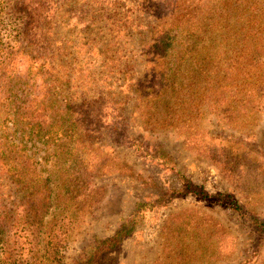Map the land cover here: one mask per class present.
Returning a JSON list of instances; mask_svg holds the SVG:
<instances>
[{
    "label": "trees",
    "instance_id": "trees-1",
    "mask_svg": "<svg viewBox=\"0 0 264 264\" xmlns=\"http://www.w3.org/2000/svg\"><path fill=\"white\" fill-rule=\"evenodd\" d=\"M0 4L13 23L0 21V264H63L67 244L53 218L57 200L88 190L87 178L100 177L111 165L84 157L93 137L109 134L113 143L148 156L153 148V158L168 168L170 157L156 144L145 146L147 136L173 132L193 142L204 109L241 123L264 107L261 0ZM214 29L221 37L217 45L208 38ZM228 39L235 42L228 46ZM134 125L141 129L137 135L130 131ZM52 158L68 162V181L57 180ZM180 179V194L213 195ZM252 219L264 229V220ZM130 224L75 260L103 264Z\"/></svg>",
    "mask_w": 264,
    "mask_h": 264
},
{
    "label": "rangeland",
    "instance_id": "rangeland-1",
    "mask_svg": "<svg viewBox=\"0 0 264 264\" xmlns=\"http://www.w3.org/2000/svg\"><path fill=\"white\" fill-rule=\"evenodd\" d=\"M261 4L264 8V0ZM0 11V21L12 26L5 10ZM145 21L151 23L150 18ZM208 38L215 45L221 39L216 29ZM225 42L229 46L235 41ZM139 130L136 125L130 128L135 135ZM186 138L165 131L154 133L152 139L147 136L145 146L156 144L170 157L167 168L153 158L158 156L153 148L148 156L113 143L109 134L93 137L84 157L111 165L100 177L87 178L88 190L57 200L53 218L62 224L59 234L67 244L63 264H72L71 259L81 264L75 258L128 223L130 231L106 253L103 264H264V229L252 219L264 220V107L241 123L204 109L196 138ZM50 160L51 168L58 167L57 180L68 181V162ZM179 175L213 195L202 199L180 194ZM93 185L99 187L96 194L90 189ZM230 198L239 200L243 210H236ZM141 202L143 210L137 216Z\"/></svg>",
    "mask_w": 264,
    "mask_h": 264
}]
</instances>
